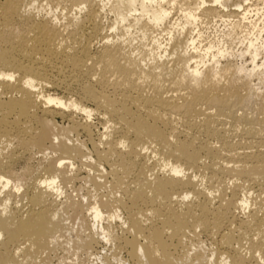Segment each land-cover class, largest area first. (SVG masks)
Returning <instances> with one entry per match:
<instances>
[{"label":"bare ground","instance_id":"obj_1","mask_svg":"<svg viewBox=\"0 0 264 264\" xmlns=\"http://www.w3.org/2000/svg\"><path fill=\"white\" fill-rule=\"evenodd\" d=\"M247 1L46 0L45 5H36L38 0H0V128L14 125L20 140L42 145L52 132V118L72 120L77 113L91 118L102 112L113 139H107V132L96 142L86 122L73 119L72 128L88 136L98 166L110 163L125 176L134 175L130 179L134 188L127 192L129 203L112 209L106 219L104 206L97 202L88 212L94 231L108 244L125 236L118 239L104 220L108 224L119 220L127 227L126 234L133 237L123 241L132 247L136 264H157V256L166 255L173 246L171 239L182 242L180 234L166 237L165 229L181 230L194 224L215 234L226 224H239V232L250 226L249 219L243 222L236 215L251 205L250 188L241 191L245 183L258 186L263 197L250 223H264V104L258 112H247L255 95L249 82L264 64L251 71L244 65L219 67L218 59L230 53L217 49L215 54L210 43L204 55L198 54L199 39L192 34L201 23L215 18L232 19L228 24L233 30L247 27L248 11L243 5ZM55 6L65 11L75 8L78 13L67 16L68 23L59 27L58 18L40 16L43 11L51 15ZM231 7L237 12L227 14ZM106 14L114 16L109 27L113 35L103 25ZM162 33L167 34L166 40L161 39ZM99 38L107 42L94 52V41ZM246 40L255 64L259 39ZM208 55L215 65L201 69ZM261 76L264 79V71ZM50 88L62 89L75 99L51 95ZM13 115H21L23 123L9 121ZM19 156L12 153L6 167L2 166L8 173H0V196L13 183L11 174ZM64 164L45 166L47 177L41 182L45 191L41 186L26 187V220L21 210L10 207L11 196L0 200V264H23L26 242H32L33 236L44 239L48 228L59 220L58 207L44 197L63 194L59 184ZM229 181L233 192L227 200ZM203 185L208 189L204 191ZM14 187L17 192L23 188ZM217 193L220 200L213 206L211 200ZM191 196L196 200L189 201ZM175 203L184 204L185 209H176ZM227 231L220 233L219 249L212 252L210 262L218 253L221 257L215 264H251L240 246L229 248L235 236ZM141 238L144 243L139 242ZM225 244L228 250L221 249ZM252 247L263 260L264 242H253ZM194 255L201 260L202 255ZM191 258L187 252L185 260ZM120 259L116 258L119 264H128ZM95 261L104 264V257Z\"/></svg>","mask_w":264,"mask_h":264},{"label":"rangeland","instance_id":"obj_2","mask_svg":"<svg viewBox=\"0 0 264 264\" xmlns=\"http://www.w3.org/2000/svg\"><path fill=\"white\" fill-rule=\"evenodd\" d=\"M38 4L45 5L46 0H38L36 5ZM243 5L248 11V20L245 21V25L248 27V24H250L251 28L244 27L240 30L234 29V31L232 29L233 27L228 24L230 23L229 21L233 22L232 19H208L205 23L200 24L201 27L197 29V33H192L193 37L199 39V42H197V47L199 49L197 50L198 54L204 55V50L207 48L206 46L211 43L214 46L213 53L216 54V51L218 52L219 49L224 53H230L227 55L225 54L226 57H220L218 59L221 61L218 65L219 67H224L227 64H232L233 66L244 65L251 71L255 65L261 67V65L264 64V45L262 43L264 42V0H248L247 2H244ZM237 10L238 9L236 7H231L227 14L233 11L237 12ZM33 12L35 14L41 13L40 16H45L48 19L58 18V26L61 27L68 23L69 19L66 20L67 16L68 18L76 16L78 9L74 8V11H65L63 8L57 9L55 6L54 12L51 15L47 14L45 11L40 13L38 11ZM242 12L243 11L241 10L238 11V13ZM176 17L174 16V19H176ZM237 19L235 18V21H237ZM113 21L114 16L112 14H106L103 16L102 22L106 29L108 28V35H113V32L109 29ZM251 23L256 25V28H252L253 25H251ZM199 31L200 33H198ZM166 35V33H162L163 38L161 37V39L166 40L168 38ZM199 36L201 37L199 38ZM247 37L254 40L257 38L259 39L257 42V49L259 50L255 64H253V60H251V53H248ZM164 40L163 42H165ZM105 42H107V40L102 38L95 40L93 44V51L98 52L101 50ZM208 57L209 55L204 57L206 60H204L206 63L204 65L200 64L202 59L198 60L201 69L207 68L208 70L215 65V60H213L212 56L210 55V57ZM260 69L258 68L255 70V72L259 75L254 72L255 76H253L252 80L249 82L252 90L255 92V95L253 101L251 102L252 108H248L251 111H247L248 113L252 111L256 112L258 107L261 106L262 103L264 104V79L261 80L260 78L262 77L261 75L263 74L264 67H261ZM49 94L58 97L75 99L73 94L69 95L68 92L66 93V91L62 89L50 88ZM259 94H261V96L257 97ZM254 104L255 106L257 105L256 108L253 107ZM18 112H20V108L18 109ZM73 119L79 124H82V122H86L89 125L91 124L90 127L93 132L92 135L96 142H98L101 136L105 137V133L112 132V129L108 128L110 127V124L107 125L106 120H108V118H105L102 112H95L91 118H87L85 115L77 113L72 117V120ZM72 120L71 117L52 118V132L49 138L45 140L42 145L35 143V145H33L31 142H25L27 139H24L23 141L20 140L13 128L14 125L9 124V126L5 128H0V173H8V171H5L7 169L2 168V166L6 167L8 162L7 157L9 155L15 152L20 155V159L13 166L11 174L13 177V183L5 190L4 194L0 196V200H6L8 196H11L10 207L12 210L17 207V209L21 210L22 213L27 211L28 206L23 193L27 186H41L42 180L47 177L44 172L46 165H57L60 161L65 163V167L61 169L62 174L59 184L61 185L63 194L58 197L54 194L51 196L45 195L44 197L45 200L53 203L54 207H58L60 214L57 219L59 220L53 226L48 228L49 230L47 232V236L44 239H37L36 236H33L32 242H26L23 264H100L95 261L98 257H104V264H119L116 258H121L120 260L127 261L128 264H136L137 261L130 253L132 252V247L127 244L125 245L126 241H123L126 236L129 240H132L131 238L133 237L132 234H126L127 231L125 230H127V227L123 226L119 220L113 221L111 224H108V221L104 220L102 223L105 226L111 225V231L115 233H113L115 236L118 235V239L125 236L121 239V241L117 239L118 241L113 242L115 244H108L102 240V237L99 236V232L97 230L94 231L95 229L93 228L92 218L88 212L90 209L89 207L97 202L102 207L104 206L103 212H105L104 216L106 219L110 212H113V210L115 211V209H121V207L127 205L129 203V195L127 192L128 190L134 188L132 187L134 184V175L125 176L120 171V168L110 163V165L105 163L100 164L102 166H98L96 164V158L91 143L88 141V136L82 132L79 133L74 131L72 128ZM9 121L12 123H23L21 115H13ZM107 129L108 131H106ZM112 134L113 133H110V138L106 135L108 137L106 138L113 139L115 135L113 134L114 137H111ZM36 135L39 136L38 131ZM234 140L238 142L240 138L236 137ZM100 147L104 146L102 145ZM68 163H73V167H70ZM151 177L153 178L154 176L152 175ZM130 179H133L132 182ZM227 183L225 194L228 196L226 195L225 197H228L226 199L229 200L231 199L230 196L233 192V185L232 181ZM261 183L264 186V182ZM17 184H20L23 187L19 192H17L14 187ZM244 185L245 187L241 189V191H247L250 188L248 193L251 194V205L245 212L236 211L238 212L236 215L239 214L237 215V219L239 217V220L241 221L244 220L246 222V220H250L248 222L250 226L244 227L246 229L241 227L240 230L242 231L239 232V229H236L240 228L239 224H235L233 227L226 224L223 226L224 228L222 227L220 231H216L215 234L214 232H205L202 227H197V225L194 224H192L189 228H182L181 230L175 229V231H173L171 229L169 231V229H165L164 231L165 236L167 235L166 237H172L176 234L178 237L181 236L180 238L184 241L182 240V242L178 243L177 237L175 238L176 240L174 239L172 241L171 239L170 244H173V246L169 248L166 255H164V253L163 256H161V253V255L159 254L157 256V264H215L221 256L217 253L216 257L213 258V262H210L211 254L213 251H217V248L219 249L218 241H221L220 235L222 233H228L227 230L231 232L233 237L235 236L234 242L231 246H229L230 249L231 247L237 248L240 246L242 252L244 251V254H246V257H248L247 259L251 264H264V256L262 255L263 260L258 259L260 257L259 251L252 247L253 242H264V223L256 226L250 223L251 218H249L253 212L262 205L263 197L260 195V189L258 186L253 187L252 184L250 185L249 183H245ZM203 187L204 191L208 189L207 186L203 185ZM40 188L45 191L42 186ZM36 190L38 191L39 189L36 188ZM213 197L214 198L211 200L212 205H217L220 200L218 199V197L220 198V193L215 194ZM192 199L196 200L195 197L191 196L189 201ZM124 202L125 204L123 205ZM165 202L166 200H158L159 204ZM158 203H156L157 206H159ZM175 207L180 211L185 209V205L180 203H175ZM23 215L22 219L26 220V213H23ZM192 222L193 221H191V223ZM1 228L2 226L0 224V229ZM94 234L95 236H93ZM236 239H238L239 242H237ZM118 242L120 246L118 245ZM139 242L144 243L145 241L141 238L139 239ZM224 248L225 250H228V245H223V248L221 249L224 250ZM193 249L196 251H193ZM187 252H190V255L192 256L189 261L185 260ZM194 253L196 255H202L201 260H195L196 258ZM179 257L184 260H180L181 258ZM251 259L252 262L250 261Z\"/></svg>","mask_w":264,"mask_h":264}]
</instances>
